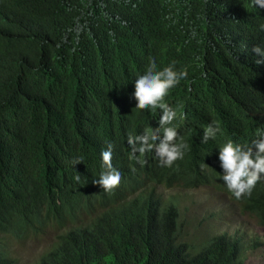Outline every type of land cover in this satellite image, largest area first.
Returning <instances> with one entry per match:
<instances>
[{"label": "trees", "instance_id": "16d2710c", "mask_svg": "<svg viewBox=\"0 0 264 264\" xmlns=\"http://www.w3.org/2000/svg\"><path fill=\"white\" fill-rule=\"evenodd\" d=\"M261 17L247 0H0V264H14L11 240L45 228L57 235L34 264H244L227 233L182 240L158 187L214 186L264 227V181L236 200L218 175V148L264 128ZM152 57L187 72L165 98L189 145L171 167L129 156V134L159 127L161 110L131 96ZM109 141L122 177L105 191L92 178Z\"/></svg>", "mask_w": 264, "mask_h": 264}, {"label": "clouds", "instance_id": "9594fccd", "mask_svg": "<svg viewBox=\"0 0 264 264\" xmlns=\"http://www.w3.org/2000/svg\"><path fill=\"white\" fill-rule=\"evenodd\" d=\"M247 7L259 12L260 9H264V0H247ZM261 19L264 20L262 17ZM259 29L264 31V23L259 25ZM251 53L256 57L255 64H264V43L253 45ZM186 76V70L177 69L174 64L158 69L155 57L150 59L143 72L136 75L133 81L134 91L131 94L136 101L134 110L159 108L161 113L159 127L155 129L150 127L141 134L128 135L130 158L138 159V154L142 155L151 150L158 166L161 167H171L177 160L184 158L189 145L177 127L173 126L178 114L165 102V98ZM184 119H187L186 113ZM218 130L215 122L205 127L201 143L206 144L210 139H214ZM112 156L113 149L109 141L108 146L102 148L100 152L99 175L92 178L93 182H98L105 191L112 190L121 182L122 172L113 164ZM218 161L222 169V174L218 175L227 192L236 200L250 196L257 183L264 181V128L257 129L256 139L250 143L239 144L228 140L218 148ZM79 163H82V157L72 161L73 166ZM201 167L209 166L203 163ZM75 178L79 181L80 175L77 174Z\"/></svg>", "mask_w": 264, "mask_h": 264}, {"label": "rangeland", "instance_id": "374dc122", "mask_svg": "<svg viewBox=\"0 0 264 264\" xmlns=\"http://www.w3.org/2000/svg\"><path fill=\"white\" fill-rule=\"evenodd\" d=\"M158 188L164 199L176 200L182 240L195 246L207 236L227 233L241 240L244 264H264V246L257 245L264 240V227L253 213L238 206L225 192L210 185L192 189ZM56 235L55 229L45 228L24 242L11 240L9 252L14 264H34Z\"/></svg>", "mask_w": 264, "mask_h": 264}, {"label": "bare ground", "instance_id": "6f19581e", "mask_svg": "<svg viewBox=\"0 0 264 264\" xmlns=\"http://www.w3.org/2000/svg\"><path fill=\"white\" fill-rule=\"evenodd\" d=\"M187 98H189V96Z\"/></svg>", "mask_w": 264, "mask_h": 264}]
</instances>
